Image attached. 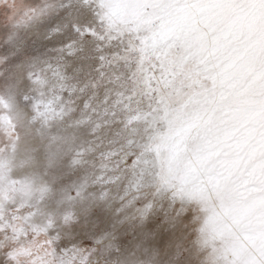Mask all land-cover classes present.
Segmentation results:
<instances>
[{"label": "snow or ice", "instance_id": "obj_1", "mask_svg": "<svg viewBox=\"0 0 264 264\" xmlns=\"http://www.w3.org/2000/svg\"><path fill=\"white\" fill-rule=\"evenodd\" d=\"M0 264H264V0H0Z\"/></svg>", "mask_w": 264, "mask_h": 264}]
</instances>
